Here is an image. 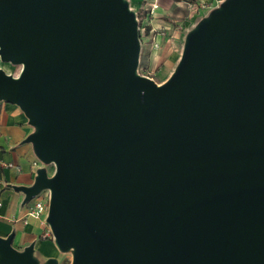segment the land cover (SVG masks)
I'll return each instance as SVG.
<instances>
[{"label": "water", "instance_id": "obj_1", "mask_svg": "<svg viewBox=\"0 0 264 264\" xmlns=\"http://www.w3.org/2000/svg\"><path fill=\"white\" fill-rule=\"evenodd\" d=\"M128 0H0V102L33 127L32 185L71 264H264V0H224L161 84ZM0 236V264H60Z\"/></svg>", "mask_w": 264, "mask_h": 264}, {"label": "crops", "instance_id": "obj_2", "mask_svg": "<svg viewBox=\"0 0 264 264\" xmlns=\"http://www.w3.org/2000/svg\"><path fill=\"white\" fill-rule=\"evenodd\" d=\"M132 9L156 38L165 32L178 36V24L185 21L190 10L211 0H128ZM28 118L21 108L12 103L0 102V236L15 232L13 245L24 249L35 243L36 254L41 260L60 258L46 216L36 217L30 212L35 199L24 204L25 195L12 185H32L39 167L31 143L25 142L33 132Z\"/></svg>", "mask_w": 264, "mask_h": 264}, {"label": "rangeland", "instance_id": "obj_3", "mask_svg": "<svg viewBox=\"0 0 264 264\" xmlns=\"http://www.w3.org/2000/svg\"><path fill=\"white\" fill-rule=\"evenodd\" d=\"M223 1L211 0L190 10L185 21L178 24V27L175 28V30L179 28L181 31L178 36L165 32L163 37L157 39V36L150 32L147 25L138 17L141 40L139 72L153 78L159 84L163 83L172 74L180 60L186 34L201 20L208 17L213 10L221 7ZM0 68L14 76H17L21 70V66L2 62L1 60ZM41 165L44 164L39 162V166ZM44 166L47 167L50 175L53 174L55 167L52 164ZM71 262V252L60 254V264H71Z\"/></svg>", "mask_w": 264, "mask_h": 264}, {"label": "built area", "instance_id": "obj_4", "mask_svg": "<svg viewBox=\"0 0 264 264\" xmlns=\"http://www.w3.org/2000/svg\"><path fill=\"white\" fill-rule=\"evenodd\" d=\"M50 201V191H44L39 196L35 198V204L33 210L30 212L34 214L36 217H41L43 215H47ZM2 202L0 201V206Z\"/></svg>", "mask_w": 264, "mask_h": 264}, {"label": "trees", "instance_id": "obj_5", "mask_svg": "<svg viewBox=\"0 0 264 264\" xmlns=\"http://www.w3.org/2000/svg\"><path fill=\"white\" fill-rule=\"evenodd\" d=\"M187 1H193V0H187ZM140 17V16H139Z\"/></svg>", "mask_w": 264, "mask_h": 264}]
</instances>
